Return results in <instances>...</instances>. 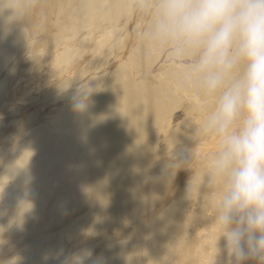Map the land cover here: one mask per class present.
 <instances>
[{
	"label": "bare ground",
	"instance_id": "1",
	"mask_svg": "<svg viewBox=\"0 0 264 264\" xmlns=\"http://www.w3.org/2000/svg\"><path fill=\"white\" fill-rule=\"evenodd\" d=\"M14 1L0 0V109L13 90L12 77L18 78L26 62L47 63L52 70L63 65L62 71L68 73L85 69L102 53L97 67L104 73L95 68L98 76L90 74L79 82L78 87L84 86L76 95L69 92L53 118L24 130L10 156L0 151V204L8 205L0 215V264H55L66 245L53 240L54 233L81 245L74 258L87 254L83 264H141L144 259L145 264H228L210 198L203 200L205 189L199 194L194 188L192 206L199 210L191 216L187 212L188 181L195 173L194 183L199 182L218 141L213 144L216 137L207 136L195 146L194 129L181 123L176 129L174 122L175 112L182 109L183 121L199 124L213 101L202 98L194 87H181L175 65L152 71L163 55L142 47L146 19L136 14L135 0H37L39 8L44 4L40 15L45 12L38 23L52 22V17L60 29L68 30L63 37L41 36L38 49L44 61L32 50L35 37L30 35H40V29L31 25L33 2L19 0L20 9H15ZM74 30H82L78 43L70 42ZM143 70L147 72L143 80L133 84ZM93 80L97 86L87 96ZM106 83L118 89L93 96ZM78 102L84 106L77 108ZM192 148L196 153L192 164L184 167L186 171L178 170L169 183L165 166L172 158L186 152L188 156ZM195 160H202L201 165ZM180 172L184 177L174 193ZM149 201L152 209L158 206L157 221L148 219L150 208L143 210ZM66 205L81 215L79 221L73 222L76 214L67 215ZM62 213L67 216L62 218ZM96 230L119 235L112 238V253L106 251L107 244H100ZM205 230L206 245L198 246L196 238ZM3 245L15 252L2 251Z\"/></svg>",
	"mask_w": 264,
	"mask_h": 264
},
{
	"label": "clouds",
	"instance_id": "2",
	"mask_svg": "<svg viewBox=\"0 0 264 264\" xmlns=\"http://www.w3.org/2000/svg\"><path fill=\"white\" fill-rule=\"evenodd\" d=\"M134 10L146 19L142 47L177 66L181 87L213 101L199 124L181 122L194 129L195 146L218 141L199 182L189 179L188 197L205 189L228 264H264V0H135ZM193 149L165 166L169 183L192 164Z\"/></svg>",
	"mask_w": 264,
	"mask_h": 264
},
{
	"label": "rangeland",
	"instance_id": "3",
	"mask_svg": "<svg viewBox=\"0 0 264 264\" xmlns=\"http://www.w3.org/2000/svg\"><path fill=\"white\" fill-rule=\"evenodd\" d=\"M53 1H55V0H53ZM32 2H33V4L31 3V9L35 10V12H34V14H32V17H31V22H32L31 25H35L37 28L40 29V35L39 36L36 37V35H38V34L30 35L31 38L35 37V39H34L35 43H36V41H38L40 39V41L37 42L38 44L37 43H36V45H35V43L33 44L34 46H33L32 50H34V55L37 54L39 56V58L37 57L38 59L44 61V55H43V53L40 54L39 49H38V47L40 45L39 43L41 42V36L43 37V35L48 34V35H53L55 37H60L62 35V37H63L65 34H67L68 30L64 29L63 26H62V29H60V27L58 25V20L54 19L52 17H50L52 22H44L42 24L38 23V19L41 17V15L45 14V12H43V14L40 15V11H41V9H43L44 4L42 5L43 6L42 8H39L37 0H32ZM13 6L15 9H20L19 0H15L13 2ZM15 24L21 25V24H23V22L22 21H16ZM81 33H82V30L72 31V35H73L72 38L73 39L70 40V42L71 43H78L79 42L78 41V35ZM50 40H53V38L50 37ZM26 41H27V44L30 42L28 36H26L25 42ZM75 41H78V42H75ZM132 42H133L132 45H134L135 41L132 40L131 43ZM62 43H63V41H62ZM35 50H38V53H35ZM91 53L92 52H90V54ZM102 56H103L102 53L99 54L91 63H89V62L91 61L92 58H89V60L87 62L89 64L87 65V67L85 69H83V67H80V68H78V70L75 71L74 70L75 68H73V71L71 70L72 72H68V73L62 71L63 65H62V67H57L56 70H54V69L52 70L51 68H49V65L47 63L42 62V64H41L42 67H41V65H39L37 63L35 64V62L33 63L32 61L26 62V64L24 63L25 68L23 69V72L19 74L18 78H16V75L12 77V79L15 80V83H14V81L12 82V83H14L13 90L7 96L8 102L4 104L5 106H3L2 109H0V151H4L5 153L8 152L7 153L8 155L3 153L4 157H8V156H10V154H12L11 152L14 150L16 145L19 143V140L21 141V139L23 137L24 130H26L28 127L32 126L33 124L44 123L48 119L53 118L58 112V109H59V107H57L58 104L60 105V104H62V102L66 101L69 92H72V93H74V95H76L75 92H78L79 88H82L84 86V85H82L81 87H78L79 85H77V84H80L79 82L86 80L90 74H93L92 75L93 77L96 75L98 76V73L94 71L95 68L98 69L100 71V73L103 72L102 70H104V69L101 70V69H99V67H97L99 64L97 58L102 57ZM102 58L104 59V56ZM162 65H170L171 66L173 64H171L168 61V58L163 55L162 58L159 60V62L153 67L152 71L154 73H158V70L160 69V67ZM30 69H32V70H30ZM28 70H30L31 72ZM61 72L65 73V74H62ZM145 73H147V72H145V70L140 72L141 75L139 77H136L133 84L140 83L143 80V78L145 77ZM93 81H94V83H92V84L88 83V85L89 84H91V85H89V87L86 89V95L87 96H89V94L91 93V90L95 89L97 86V82L95 80H93ZM107 84L108 83H106L102 89H99L97 92H95L93 94V96L98 95L99 97H103V96H106L113 89H118L116 87L112 88V86L108 87ZM15 85L17 87H15ZM71 86H73V87H71ZM113 86H116V85H113ZM70 90H72V91H70ZM175 115H176V117L174 119V122H175L176 129H177L178 125L184 119L182 109L177 110L175 112ZM212 140H214L213 144L217 141L216 138H213ZM4 148H6L7 150H5ZM188 152H190V150H188ZM186 154H187V152L185 154H182V156L181 155L180 156L183 158V157L187 156ZM188 155H189V153H188ZM180 156L177 157L176 159H178V158L181 159ZM200 156H203V155H200ZM197 160H195V162ZM201 163H202V160H199L198 162H196V165H201ZM185 169L187 170V168H183V170H185ZM0 171H1V167H0ZM182 173H183V171H182ZM129 175H130V173L126 172L125 176L128 177ZM183 177H182L181 172H180V175L176 177L177 179L175 180V182L172 186L173 187L172 190H174V193L177 192L178 187L176 190H175V188H176V186H179V182ZM105 188H107V186ZM162 191L164 193H166L165 190H162ZM165 195L166 194H163L160 197H164ZM189 202L191 204L188 206L187 212L189 213V216H191V215L195 214L194 213L195 210H199V209L192 206V203L194 204V202H195V197L190 198ZM6 206H8V205L7 204H0V215L7 210L8 207H6ZM33 206H34L33 203H29V207H33ZM66 207H67V215L70 214L69 217H72L75 214L78 216L73 222L79 221L81 215L79 213H75L76 210L73 209L72 206L66 205ZM157 207L158 206H155L152 209L151 208V202L149 201L148 204L146 205V208L143 209L144 211H146L147 209L150 208L149 210L146 211V213L148 214L149 220L154 221L157 218H159V214H157L155 211L157 209ZM144 214L145 213H142L141 217ZM67 215L65 213H62V218L66 217ZM205 223H206V221H205ZM80 224L81 225L85 224V221L81 220ZM80 224H74V226H81ZM188 232L190 235H192V234H194L195 229L189 228ZM58 234L59 233L52 234L55 237V238H53V236H51L52 239L55 241L61 240L60 242H63L66 246H65V248H62V254L60 255V257L58 259L55 260L54 263L55 264L56 263L57 264H68L71 261L73 264H75L77 258H74V257L76 255V253L80 251L81 245H74L72 239L69 240L66 237V235H62V234L58 235ZM113 234H114V231H99V230H96L95 234H94L95 236L100 238V241H101L100 244H107L108 245V247L106 248V251L107 252L110 251V253H112V251H113V244H112L113 240H112V238L119 236V235H113ZM200 235L196 238V239H199L196 241L197 245L198 246H205L206 243L204 241H207L206 239L208 236V232H206V230H205V232L201 236ZM113 243L115 245L114 241H113ZM2 247H3L2 251H6L9 249L10 253L15 252L14 251L15 249L13 250L10 246L8 247V245H3ZM190 248L192 249V252L195 251L197 254L198 251L195 250V246L194 247L190 246ZM226 255L227 254L225 253V256ZM60 258H61V260H60ZM198 260H201V258L198 257ZM139 263L145 264V259L140 260Z\"/></svg>",
	"mask_w": 264,
	"mask_h": 264
}]
</instances>
